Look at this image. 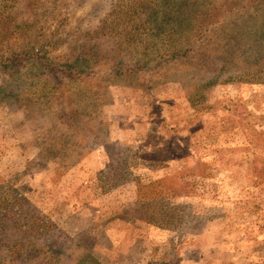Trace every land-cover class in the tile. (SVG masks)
Returning <instances> with one entry per match:
<instances>
[{
    "label": "rangeland",
    "instance_id": "1",
    "mask_svg": "<svg viewBox=\"0 0 264 264\" xmlns=\"http://www.w3.org/2000/svg\"><path fill=\"white\" fill-rule=\"evenodd\" d=\"M2 8L0 264H264V0Z\"/></svg>",
    "mask_w": 264,
    "mask_h": 264
},
{
    "label": "trees",
    "instance_id": "2",
    "mask_svg": "<svg viewBox=\"0 0 264 264\" xmlns=\"http://www.w3.org/2000/svg\"><path fill=\"white\" fill-rule=\"evenodd\" d=\"M13 2L15 0H3L0 3V8L5 7L7 3ZM5 14V11L2 8V12H0V18L3 17ZM7 20H5L6 22ZM16 29L13 32H7L5 31L2 33V27L0 25V42L5 43V47L7 48H13L16 39L18 38V33L15 32ZM17 36V37H16ZM41 50L36 49H27L26 51H21L20 54H16L15 52L9 53V55L4 56V62L2 63V69L3 71L9 70V73L12 72L13 69L20 66L22 64V61L34 63L37 62L41 57Z\"/></svg>",
    "mask_w": 264,
    "mask_h": 264
}]
</instances>
